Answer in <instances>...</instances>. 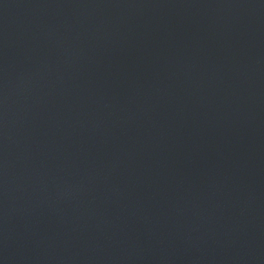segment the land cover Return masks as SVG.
Returning <instances> with one entry per match:
<instances>
[{"label":"water","instance_id":"95a60500","mask_svg":"<svg viewBox=\"0 0 264 264\" xmlns=\"http://www.w3.org/2000/svg\"><path fill=\"white\" fill-rule=\"evenodd\" d=\"M0 264H264V0H0Z\"/></svg>","mask_w":264,"mask_h":264}]
</instances>
